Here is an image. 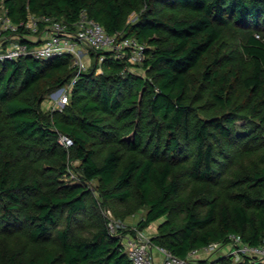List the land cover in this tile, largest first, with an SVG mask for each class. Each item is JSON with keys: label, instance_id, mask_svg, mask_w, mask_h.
<instances>
[{"label": "trees", "instance_id": "obj_1", "mask_svg": "<svg viewBox=\"0 0 264 264\" xmlns=\"http://www.w3.org/2000/svg\"><path fill=\"white\" fill-rule=\"evenodd\" d=\"M2 8L17 24L41 15L71 24L85 11L145 50L140 63L103 52L61 110L42 103L74 77L69 55L0 61V238L9 242L0 264H133L127 229L111 232L98 207L119 219L143 210L139 230L162 219L152 244L183 259L229 234L263 242L264 0H0ZM224 31L237 35L239 59L218 53ZM216 263L261 264L230 254Z\"/></svg>", "mask_w": 264, "mask_h": 264}, {"label": "built area", "instance_id": "obj_2", "mask_svg": "<svg viewBox=\"0 0 264 264\" xmlns=\"http://www.w3.org/2000/svg\"><path fill=\"white\" fill-rule=\"evenodd\" d=\"M20 27L27 33L19 32ZM144 50L145 45L134 37L123 36L119 32L107 33L99 23L90 19L85 11H81L78 20L71 24L51 15L29 16L27 21L17 24L5 10L0 12V61L17 60L27 56L35 59L70 56L75 75L68 84L56 91L58 107L55 109L58 110L68 103L69 90L77 81L78 75L86 72L92 65L85 61L88 55L91 60L97 58L98 64L104 60L103 52H111L116 59L127 58L133 63H140L144 60ZM99 73L100 66L96 68V74ZM58 141L65 148L72 145L71 138L66 135L60 134ZM111 227L110 222V230ZM131 231L128 236L122 237L121 242L133 264H155L153 248L158 249L162 257L158 264H194L193 258L199 252L193 250L188 259H183L165 248L154 246L144 229L132 228ZM226 244L229 245L227 254H230L234 261L249 256L264 264V240L259 245H249L242 241L240 235L229 234ZM219 245L212 243L204 249L213 252Z\"/></svg>", "mask_w": 264, "mask_h": 264}, {"label": "rangeland", "instance_id": "obj_3", "mask_svg": "<svg viewBox=\"0 0 264 264\" xmlns=\"http://www.w3.org/2000/svg\"><path fill=\"white\" fill-rule=\"evenodd\" d=\"M3 11V8L2 10ZM135 14L134 13H130L127 17V21L129 20H133ZM237 35L233 32H228V31H224L223 32V38L220 41V44L218 46V53L222 56L224 54H230L231 58L233 59H239V57H241L238 49H237ZM216 49V48H215ZM87 58V59H86ZM85 58V61L91 65L92 61L91 60V56L89 57V55ZM71 64V61H70ZM57 89L50 92L49 95L44 99L43 103H42V107L44 110H52L58 107V105L56 104L57 101ZM242 124V122H238L237 125ZM67 179V178H66ZM93 185H91V189L93 190L95 183H92ZM95 215L101 214L103 217L105 218H109L111 223H112V227L111 230H113V232L115 233L117 228H122V229H127L126 232L123 233L124 236L129 235L130 234V230H132L131 228H134L136 223L141 219V217L144 214L143 210H138L135 212H131V214L125 215L124 218H116L112 212L110 211V209H105V208H96L94 211ZM160 220V219H159ZM9 245L8 240L0 238V252H3L7 249Z\"/></svg>", "mask_w": 264, "mask_h": 264}, {"label": "crops", "instance_id": "obj_4", "mask_svg": "<svg viewBox=\"0 0 264 264\" xmlns=\"http://www.w3.org/2000/svg\"><path fill=\"white\" fill-rule=\"evenodd\" d=\"M161 221L162 219L152 222L148 227L144 229L145 232L150 237H152L157 232L158 225L160 224ZM228 251H229V245L221 244L213 252H207L205 249L199 250V252L196 254V257L193 259L206 261L205 263H202V264H217L216 259L224 254H227ZM152 254L154 256L155 264H158L162 259L159 250L156 248H153Z\"/></svg>", "mask_w": 264, "mask_h": 264}]
</instances>
